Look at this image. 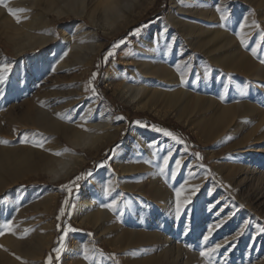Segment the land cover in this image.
Masks as SVG:
<instances>
[{
	"label": "bare ground",
	"instance_id": "bare-ground-1",
	"mask_svg": "<svg viewBox=\"0 0 264 264\" xmlns=\"http://www.w3.org/2000/svg\"><path fill=\"white\" fill-rule=\"evenodd\" d=\"M138 1L139 3L143 1L146 7H150L156 2V0H9L6 3L13 9H29L28 12H30L31 18L23 20L19 24L16 21L13 22V16L8 12V9L0 5V28L3 29V34L10 41L13 52L16 53L15 56L24 55L28 50H35L36 46L44 48L42 54L36 57L26 56L24 60L16 64L18 70L15 68L16 65L12 64L13 71L9 74V81L4 85H0V93H2L0 95V104L14 99L17 95H22L25 83H32L37 78L39 70L54 64L53 56L56 49L58 50H56L58 52V66L50 68L55 69L53 72V85L66 81L68 77L72 80V89H70L68 97L64 96L65 93H53L43 89V91L36 94L34 99L32 98V102L26 103L28 107L25 111L18 112L15 105L10 106L8 110H4L8 112L9 118L5 125L6 127L0 124V140H8L10 143H0V193L3 194V200L0 202V226L4 224L6 218L11 219L12 223H16L20 219V223L12 232L0 234V243H4L3 245H7L11 248L10 250L17 252L22 259L20 258L21 261L17 260L7 255L3 249H0V264H42L45 252L50 248L53 240L54 222L43 221L39 214L41 207L44 208L46 213H52L55 210L56 195L44 194L41 191L32 193L27 189L11 188L10 186L29 176L46 173L57 161L68 162L70 167L60 179L54 182L70 178L86 162L84 156L74 149H89L99 152L110 141L114 140L121 130V126L116 119L104 107H89L81 94L82 88L76 85L80 77L91 72L96 55L103 47L98 33L94 30L93 36L90 30L77 36L75 34L70 35L74 29L77 28L78 30V28H81V25L75 24L73 25L74 29L64 33L62 43L56 48L48 49V45L55 39V35L52 34L46 37L47 32L49 33L50 31V15H57L60 18L69 14L76 17L85 16L94 24L96 23L97 13L110 14L101 28L103 34L113 35L117 31L112 30V27H114L113 21L121 12L124 3L133 5L137 4ZM212 1L170 0L169 21L152 28L150 32L139 39L133 50L123 52L120 59L121 64L113 62L109 66L106 80L110 90L122 101L137 110H147L160 118L175 117L187 125V123L191 124L193 122H190V120L194 118L196 113L214 111L218 106V101L215 100L216 93L212 90L214 87L211 80L206 81L203 78L206 64L201 60V56L195 55L196 51L202 52L212 64L224 68L235 65V67L245 70L244 72H246L251 82L250 84L244 83L245 85L240 87L248 86L250 90V85L253 84V81L262 80L263 82L264 65L258 63L253 67L251 60L247 57V54H253V52L248 53L250 50L247 45L245 46V44L241 43V39L239 40L240 42H236L237 44L233 39V31L238 25V20L242 17V14L238 11L240 10L239 7H231L227 3L224 5L223 2L225 0H221L223 5L220 2L218 5H222L220 7L229 13V20L221 21L220 13L216 11L217 7L211 6ZM186 3L193 5L187 7L185 6ZM79 5L82 6V9L79 8ZM28 12L20 14L21 17L28 14ZM248 15L250 16V14ZM247 16L242 19L243 23L245 20H247V23L249 22V17ZM221 24L224 27H221ZM38 32L43 34L37 36ZM246 38L248 39L249 37L245 36ZM85 41L87 42L85 43ZM90 41H92L91 44H89ZM169 45H171V51L168 50ZM69 49H71L70 52H68ZM65 52H68L67 56H64ZM239 59L241 60L239 64L237 61V64H235V60ZM184 62L191 65L187 84L181 83L180 79L181 71H184L185 68H182L181 71L176 69L178 63L184 64ZM214 70L211 71V76ZM19 72H22V83L18 79ZM75 73L78 74L74 75ZM195 74H200L202 77L199 84L194 81ZM214 76L216 75L212 77ZM16 83H19V86ZM207 83L209 86L206 85ZM207 86L212 90L211 93H208V98L205 97L208 92ZM257 86L260 85L257 84ZM262 90L263 93L261 92V94H263L264 100V89ZM247 95L243 96V100L237 104L235 102L236 108L241 111L244 117L248 116L251 119L257 117L256 124L251 125L252 127L246 131L244 129L245 133L235 147L227 150L232 153L230 155L235 157H231L228 163H226V159L225 163L223 161V167L225 168L226 166L228 174L225 181L222 180V187L225 193L221 197L226 198V204L232 205L234 208L237 203L240 206L243 205V208L248 207L241 194L243 191H240L242 186L250 179V173L253 174V170H251L249 165L251 159L248 160L247 158L254 156L258 151H264V115L261 110L264 106L262 105L260 108L257 107L258 105H254L244 109V99L248 97ZM64 98L66 99L62 101ZM62 103V106H58ZM89 109H92L90 118L87 122L82 121L81 117L89 115ZM4 111L2 112L4 113ZM76 112L81 113L77 115V119H74L76 117L73 114ZM69 113L72 114L71 121L61 118L62 116L67 117ZM230 116L229 109L224 110L216 119L215 125L222 128ZM81 124L95 131H85L82 127H78ZM233 128L237 127L234 126ZM17 129L22 130L20 136L17 133L15 134ZM142 132L144 137L146 136L145 139L141 136ZM239 132L243 133L240 130ZM25 134L30 138V143L28 144L21 143V139ZM132 135L139 143L149 138V133L145 131L138 132L134 130ZM37 140L44 143L43 148L32 145V141ZM63 140L68 141L71 146L68 149H71L72 152H67L63 156L57 157L53 155L54 152H64L66 149L63 146ZM154 149L155 147L148 149V154H152ZM131 154L120 155L117 158L118 160H116L117 168L123 172L121 186H128L134 195L137 193L138 196L146 198L145 185L141 179L135 184L128 181L129 176L139 173L133 165L134 159ZM244 156L247 157V160L237 161L239 157L242 158ZM259 160L261 161L262 159L260 158ZM220 170L223 172L222 169ZM149 172H151L149 167L142 171L144 174ZM110 179L113 180L110 172L102 173L95 176L83 187L82 200L75 217L77 223L83 226H91L97 232L108 233V235L112 229L116 228L120 234L118 235L119 238L117 237L113 242H109L120 253L132 247H148L150 249H148L150 251L149 257H146V259H139V257L138 259L129 258L128 264H178L176 262L180 256L178 252L180 249L178 248L177 251L178 258L173 261L170 260L167 256L171 252L167 249L171 246V239L163 235V233L160 235L161 229L159 227L160 230L155 229L156 226H154L157 222L153 221L156 215L162 213L163 222H165L167 220V211H169L164 193L158 186V179L150 176L151 204L143 211V215H134L133 228H128L129 223L125 225V222L128 221L125 216L129 212L132 203L136 204L138 208L143 207L141 199H137L136 195L130 201L121 193L123 198L119 204V209L125 212L122 219L119 218L118 214L101 207L103 203L111 202V199H121L117 191L111 198L103 195V188ZM215 189V187L211 186L206 193L211 194ZM28 198H33L34 202L24 206V200ZM126 205L127 207H125ZM157 208L159 209L157 210ZM32 210L37 215H31ZM148 226L150 230L147 229ZM30 227L32 229L28 232L27 240L24 242L20 241L19 237L26 233ZM168 227L175 228L169 223ZM190 229V226L187 229L185 228L184 235H188ZM85 242L82 239H76L72 246L73 252L78 254L84 251V245H87V242ZM159 250L160 252L165 250V252L158 254ZM192 252L186 250L184 254L196 259V255ZM199 260L202 261L201 258Z\"/></svg>",
	"mask_w": 264,
	"mask_h": 264
},
{
	"label": "rangeland",
	"instance_id": "rangeland-1",
	"mask_svg": "<svg viewBox=\"0 0 264 264\" xmlns=\"http://www.w3.org/2000/svg\"><path fill=\"white\" fill-rule=\"evenodd\" d=\"M8 1L9 0H5V3ZM219 2L222 4L221 0H213L211 6L216 8L227 3L231 7L238 6L240 9L238 11L242 14V17H240L238 20V25L233 31V39L235 43H238V41L241 39L239 28L241 23H243L242 19H245L246 16L250 14V16H247L249 17V22L247 23L248 26L245 27L246 30L243 33V36L246 34L245 36L249 37L248 39L246 38L247 47L250 50H248V53H252L253 49H256L255 53L253 52V54H247V57H249L248 59L251 60L253 67H255L258 63H261V61L264 60V41L260 39L261 35H264V1L227 0L226 2L225 0L222 5H218ZM192 5L193 4H185L187 7ZM79 8L82 9V6L79 5ZM169 11L170 0H156V2L150 7H146V4L143 1L140 3L138 1L137 4L133 5L124 3L121 12L118 14L119 16L117 15L115 19L116 21L112 20L114 22V27L111 26L112 30H117L113 35L103 34L101 28L104 26V23L110 14H104L102 12L97 13L95 18L96 23L94 24H92L91 21L85 16L76 17L72 14H69L60 18L57 15H50V31L49 33L47 32L46 37H49V35L52 34L55 35V39L50 43V45H48V49L56 48L60 43H62L64 40V33L74 29L73 25L75 24L81 25V28H78V30L77 28L74 29L70 35L75 34V36H77L81 33H87L90 30L91 34H93V31L96 30L101 39L103 47L96 55L91 72L84 75L83 77H80L76 85L82 88L81 94L84 96L89 107H104L115 119L117 116H122L125 119H116L117 123L121 126L119 135L114 140L110 141L106 146H104L99 152L89 149H74L76 152L84 156L86 162L70 178L64 179L60 182H53L49 180V177L46 173H39L37 175L29 176L28 178L18 181L10 186L11 188L15 187L27 189L32 193L41 191L44 194L56 195L57 197L56 208L52 213H46L43 207L40 209L39 215L43 221L54 222L52 244L50 248L46 250L42 264H47V258L49 255L55 257L56 254L54 249L60 246V237L63 234V229H65L69 224L75 228L81 229L82 231L69 234L66 240L67 248L61 255L60 260H54V264H117V261L119 264H128L129 258L138 259L139 257V259H146V257L150 256V249L148 247L127 248L122 253L117 251V249L110 244V242L116 240L118 235H120L116 228L112 229L108 235V233L105 234L104 232H97V230L91 226H83L77 223L75 217L78 211V206L82 200L83 187L95 176L102 173L105 174L107 172L112 174V179L115 182L116 191L118 194L123 193L127 197V200L130 201H132L133 199L131 198L136 195L137 199H141L143 203V207L140 208L136 207V204L134 203L131 204V208L125 216L128 220L125 222V225H128V223L130 225H128V228L134 227L132 224V222L135 220L134 215H143V211H145L146 207L151 204L152 189L150 187V176L156 177L158 179V186L164 193V198L167 200L166 202L168 203L167 205L169 211H167V220L165 222H163L162 213L157 214L153 221H157L154 226H156L155 229H161H159L161 231L160 235L163 233V235H166L171 239V246L167 249L172 253L167 256L170 258V260L173 261L174 259L178 258L177 255L179 252L180 256L178 255L179 258L176 262L178 264H186V262L187 264H207L205 259L199 254L200 250L205 247V245H203L201 242L203 240V236L207 234L209 226L219 224L220 226L213 231L214 233L210 237V241L207 246H214L215 243H224L226 241L228 243H224V247H222L218 253L213 255L212 260L215 262V264H264V231H261V229L264 228V151H258L254 154V156L252 155L248 158L244 156L237 159L238 162L251 159L249 165L251 170H253V174L250 173V179L242 186L240 190L243 191L241 194L248 204V207L243 208L239 203H237L235 204L234 208V206L226 204V198L221 197L225 193V190L222 187L223 181H225L227 177L226 175L228 174L226 166L224 168L223 165L226 160V163H228L229 160H231V157H235L234 155H230L232 153L227 150L235 147L236 143L245 133L244 131L255 125L257 121V117L254 119H251L248 116L244 117L241 114V111L236 108V101L243 100L242 97H240V95L237 93L238 87L241 85L250 84L251 82L246 72H244L245 70L235 67V65L229 68H224L222 66L212 64V62H210L202 52L196 51L195 55L201 56V60L206 64L205 68H208L209 66L211 70L215 69L212 76H216H211L210 80L214 87L212 90H214L216 93L215 100L218 101V106L214 111H208L205 113L199 112V114L196 113L197 115L195 114L194 118L190 120V122H193L191 124L187 123V125L186 123L177 120L175 117L169 116L160 118L147 110H137L133 106L122 101L115 93L110 90V87L108 86L106 76L109 66L113 62L121 64L120 59L123 52L127 50H133L136 47L139 39L150 32L152 28L165 21L168 22ZM30 18V12H28V14L21 17V21L28 20ZM14 21H16V19L13 16V22ZM256 24H258L259 27H257ZM138 27L142 29L141 34L139 36H133V33ZM3 32V29L0 28V63L8 62L16 65L21 60H24L26 56L36 57L42 54L44 51L43 47L36 46L35 50H28L24 55L15 56L16 53L13 52V47ZM37 34V36H41L43 33L38 32ZM121 39H123L126 43L120 45V47L116 50V55L114 57H109L107 58V61H105L106 53L111 50V47L114 43L120 41ZM86 42L87 41H85V43ZM91 43L92 41H90L89 44ZM258 45L259 47H257ZM56 50L53 56L54 64L39 70L37 78L32 83H25V87L23 89L24 92L22 95H17L14 97L15 100L12 99L0 104V124L2 126L6 127L5 125L9 118L8 112L4 110H8L10 106L15 105L18 112L25 111L28 107V104L26 103L32 102L36 94L43 91V89L53 93H65L64 96H69L68 93L70 89H72V80L68 76H66L68 77L66 81H61V83H56L53 85V71H51L50 68L58 66V50ZM5 58L7 59L5 60ZM236 61L239 64L241 60H235V64H237ZM262 64L264 65V63ZM15 68L18 70L17 65ZM94 72L98 73L97 79L93 82L98 93L96 96H93L90 92H85V85L91 79ZM76 74L78 73H75L74 75ZM18 79L22 83V72H19ZM263 83L264 81L262 82V80L253 81V84L250 85V90L247 95L248 97L244 99V109L254 105H258L257 107L260 108L262 105L264 106L263 94H261L263 91L262 89H264ZM16 84L19 86V83ZM257 84L260 86H257ZM206 85H208V83ZM208 86V89L206 88L208 90L207 94L205 95L206 98L209 96L208 93L212 92ZM221 94L225 95L224 100L219 98ZM65 99L66 98H64L62 101ZM62 105L63 103L59 104L58 106ZM1 109L4 111V113L1 111ZM228 109L231 113V116L227 119L225 126H223L224 128L217 127L215 125L216 119L224 110ZM261 110L263 111L264 115V107L261 108ZM80 113L76 112L73 114V116L76 117L74 119H77V115ZM214 114L216 115L213 116ZM68 116H72V114L69 113ZM200 118L201 120H199ZM136 120L146 122L148 127H140L136 125L134 123ZM202 120L204 121L202 122ZM208 120L210 121L208 122ZM252 120L255 122L253 123ZM4 121L5 123H3ZM152 125L164 128L166 130H171L178 137H181L186 142L188 151L185 152L183 145L177 144L170 138L163 136L161 133L153 131L151 127ZM234 126L237 128H233ZM134 130L138 132L145 131L149 133V138L145 141H142L141 143L137 142L132 135ZM239 130L243 133L239 132ZM16 133L18 136H20L22 130L17 129L15 134ZM141 136H143V139L146 138V136L144 137L143 132L141 133ZM153 144H156L157 147H155V149L152 151V154H148L147 150L153 148L151 147ZM63 146L65 148H71L67 140H63ZM161 148L164 149V151H159ZM167 150H171L173 152L174 159H180L181 157L184 158V164L186 166L181 168V172L178 174L176 180L171 179L170 176V170L174 168V163L172 161H170L169 164L168 175L160 172V168L163 166L162 157L166 154ZM197 152L203 156L202 161L197 160V158L193 155V153ZM130 153H132L131 155L134 159L133 165L135 169L139 171V173L129 176L128 181L135 184L141 179L145 185V191L147 194L146 198L138 196L137 193L134 195L128 186H121L123 172L117 168L116 160H118L117 158H119L120 155H128ZM260 158L262 159L261 161L259 160ZM105 161L108 165L107 170L99 167V164L104 163ZM201 164H203L204 167H200ZM146 167H149L151 172L144 174L142 171L146 169ZM220 169H222L223 172H221ZM88 171H92L93 176L91 178H87L84 181H80L79 189L74 188L70 198V203L75 204L76 208L72 209L69 207L65 217L58 221L56 217L59 215V209L63 206V200L68 197L67 192L61 190V185L69 184L75 179L77 175L86 173ZM189 172L195 173V176L190 178V184H199L201 185V189L193 198L192 204L189 205L185 210V215H183L179 220H176L174 216L176 201L175 189L183 183L184 179H189V176L187 175ZM211 186L215 187L216 189L211 192V194L206 193ZM2 197L3 194L0 193V202L3 200ZM32 202H34L33 198H28L27 200L25 199L24 206H28ZM158 209L159 208H157V210ZM239 209L241 210L239 211ZM233 212H235V215H232ZM33 214L37 215L34 210L31 212V215ZM115 218H117V216H115ZM9 221L12 222L11 219L6 218L4 224ZM19 223L20 219H18L16 223L13 222V229L18 227ZM58 223L61 225L60 231H58L56 227ZM168 223L173 225L175 228H169ZM245 224H247L246 228L244 227ZM189 226L191 229L189 230L188 235H184L185 228L187 229ZM31 229L32 227L28 228V231L19 237L20 241L24 242L27 240L28 232H30ZM147 229L150 230V227L148 226ZM241 229H243L242 234ZM89 233H91V235H89ZM76 239H82L83 241L87 242L85 243L89 248V255L91 256V259H84V251L81 253L79 252L78 254L73 252L72 246L74 245V241ZM3 244L4 243H0V249H3L7 255H10L11 257L21 261L22 258L19 257L20 255L17 252L10 250L11 248ZM178 248L180 251H178ZM185 249L193 251L192 253L196 255V259H192L191 257H188L189 255L184 254V252H186ZM161 252L164 253L165 250H162ZM161 252L159 250L158 254ZM109 257L113 258L109 259ZM199 258H201L202 261H200Z\"/></svg>",
	"mask_w": 264,
	"mask_h": 264
},
{
	"label": "snow or ice",
	"instance_id": "snow-or-ice-1",
	"mask_svg": "<svg viewBox=\"0 0 264 264\" xmlns=\"http://www.w3.org/2000/svg\"><path fill=\"white\" fill-rule=\"evenodd\" d=\"M0 5H3V7L8 9V12L15 17L16 22L19 24L21 23V15L22 13H26L29 11V9L27 8H17V9H13L11 7H9V5L7 3H5V0H0ZM216 11L220 13V20L221 21H228L229 20V13L224 10L221 7H217ZM255 23V22H253ZM247 20H245V22L243 24H241L240 26V35H241V43L245 44V46L247 45V40L244 38L243 33H244V29L245 27H247ZM257 27H259L258 24H256ZM221 27H224L223 24H221ZM142 29L141 28H136L135 32L133 33V36H139L141 34ZM165 31H167V29H165ZM260 39L262 41H264V35H261ZM126 42L121 39L120 41L114 43L111 47V50H109L106 53L105 56V61H107V58L109 57H114L116 55V50L120 47V45L125 44ZM259 47V45L257 46ZM168 50L171 51V45L168 46ZM71 49L68 50V52H70ZM68 52L64 53V56L68 55ZM253 52H256V49H253ZM7 58H5L6 60ZM261 63H264V60L261 61ZM99 67V66H98ZM182 68H185L184 71H181ZM176 69L177 71H181V83L183 84H187L188 83V75L190 74V70H191V65L188 64L187 62H184V64H180L178 63L176 65ZM13 71V65L11 63L8 62H4V63H0V85H4L5 83H7L9 81V74L12 73ZM51 71H55V69H51ZM211 69L210 68H206L204 71V79L205 80H210L211 79ZM98 73H93L91 79L87 82V84L85 85V92H90L93 96L98 95L97 93V89L94 85V81L97 79ZM202 77L200 76V74H195L194 76V81L195 83L199 84L201 81ZM239 95L241 97L247 95L249 88L248 86H244V87H238L237 89ZM0 95H2V93H0ZM221 100L225 99V95L221 94L219 97ZM237 103L239 101H236ZM92 113V109H89V115L88 116H83L81 117L82 121L87 122V120L90 118V114ZM66 118L67 120L71 121L72 117L71 116H67V117H61ZM117 120H123L125 119L122 116H117L116 117ZM134 123L140 127H148L146 122H143L141 120H136L134 121ZM78 127H82L85 131H95L94 129H90V128H86L84 127L83 124L78 125ZM153 131L161 133L163 136L170 138L172 141H174L177 144L183 145L185 152L188 151L187 146H186V142L181 138L178 137L174 132H172L171 130H166L164 128L161 127H157L155 125L151 126ZM0 143L2 144H9L10 141L8 140H0ZM21 143L23 144H28L30 143V138L28 135H24L21 139ZM32 145L34 147H39V148H43L44 147V143L37 140V141H32ZM151 147H157L156 144L151 145ZM159 151H164V149H159ZM67 152H72L71 149L66 148L64 150V152H54L53 155L60 157L63 156L65 153ZM193 155L197 158V160H203V156H201L200 153H193ZM163 159V166L160 168V172L168 175L169 174V164L170 161H172L174 163V168H172L170 170V176L171 179L176 180L178 174H180L181 172V168L186 166L184 164V158L181 157L180 159H174L173 157V152L171 150H167L166 154L163 155L162 157ZM99 167L104 168L105 170H107L108 165L107 162L105 161L104 163L99 164ZM200 167H204L203 164L200 165ZM93 176L92 171H88L86 173H82L80 175H77L75 177V179L73 181H71L69 184H64L61 185V190L62 191H66L68 194V197L65 198L63 200V206L59 209V215L56 217V219L59 221L61 220L63 217H65L66 213H67V209L69 207H71L72 209L76 208L75 204L70 203V198L71 195L73 193L74 188L75 189H79L80 181H84L87 178H91ZM189 179H184L183 183L180 184L179 187H177L175 189V196H176V201H175V211H174V216L176 220H179L183 215H185V210L187 209V207L189 205L192 204L193 202V198L197 195V193L200 191L201 185L199 184H190V178L195 176V173L193 172H189L188 174ZM116 192V187L114 186V181L113 180H108L106 186H104L103 188V195L107 196V197H113V194ZM121 199H111V202L109 203H103L101 205L102 208L110 210L113 213L118 214L119 218L122 219L125 212L121 211L119 209V204L123 198V194H120ZM127 207V205L125 206ZM241 207H243V205H241ZM232 215H235V212L232 213ZM220 225L219 224H214L209 226L208 230H207V234L203 236V240H202V244L205 245V247H203L199 254L201 257H203L205 259V261L207 262V264H215V262L212 260V257L214 254L218 253L219 250L224 247V243H228L227 241L224 243H215L214 246H207L209 244L210 241V237L213 234V231L218 228ZM13 223L11 221L3 224L2 226H0V234H3L4 232H12L13 231ZM57 230L60 231L61 230V225L58 223L56 225ZM245 228L247 227V224H245L244 226ZM78 231H82L81 229L75 228L73 227L71 224H69L65 229H63V234L60 237V246L56 249H54L55 252V257H53L52 255H49L47 258V264H54V260H60L61 259V255L63 254V252L66 250L67 248V244H66V240L69 236L70 233L73 232H78ZM261 231H264V228L261 229ZM243 233V229H241V234ZM187 234V233H185ZM89 235H91V233H89ZM235 239V237H234ZM113 257H109V259H112ZM19 259V258H18ZM84 259L85 260H89L91 259V256L89 255V248L87 245H84ZM117 264H119V262L117 261Z\"/></svg>",
	"mask_w": 264,
	"mask_h": 264
},
{
	"label": "clouds",
	"instance_id": "clouds-1",
	"mask_svg": "<svg viewBox=\"0 0 264 264\" xmlns=\"http://www.w3.org/2000/svg\"><path fill=\"white\" fill-rule=\"evenodd\" d=\"M70 164L65 161L55 162L46 172L50 181H56L64 175L69 169Z\"/></svg>",
	"mask_w": 264,
	"mask_h": 264
}]
</instances>
